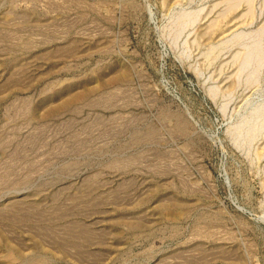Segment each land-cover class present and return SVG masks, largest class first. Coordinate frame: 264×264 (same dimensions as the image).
Returning <instances> with one entry per match:
<instances>
[{"label":"rangeland","instance_id":"rangeland-1","mask_svg":"<svg viewBox=\"0 0 264 264\" xmlns=\"http://www.w3.org/2000/svg\"><path fill=\"white\" fill-rule=\"evenodd\" d=\"M0 264H264V0H0Z\"/></svg>","mask_w":264,"mask_h":264}]
</instances>
